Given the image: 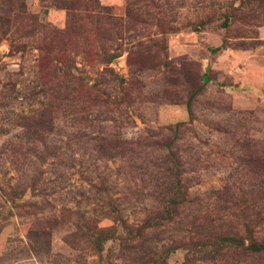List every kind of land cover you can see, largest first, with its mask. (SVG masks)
<instances>
[{
	"label": "rangeland",
	"instance_id": "obj_1",
	"mask_svg": "<svg viewBox=\"0 0 264 264\" xmlns=\"http://www.w3.org/2000/svg\"><path fill=\"white\" fill-rule=\"evenodd\" d=\"M262 245L264 0H0V264Z\"/></svg>",
	"mask_w": 264,
	"mask_h": 264
},
{
	"label": "trees",
	"instance_id": "obj_2",
	"mask_svg": "<svg viewBox=\"0 0 264 264\" xmlns=\"http://www.w3.org/2000/svg\"><path fill=\"white\" fill-rule=\"evenodd\" d=\"M68 107H71L69 105V101L67 100V98L62 97L60 94H53L51 97V105H50V111L55 114L59 113V112H67ZM72 108V107H71ZM41 120H39V122L36 125L41 124ZM264 248V245H262Z\"/></svg>",
	"mask_w": 264,
	"mask_h": 264
}]
</instances>
